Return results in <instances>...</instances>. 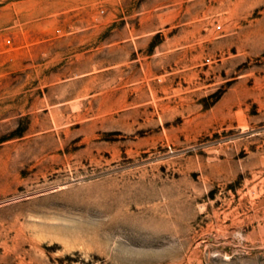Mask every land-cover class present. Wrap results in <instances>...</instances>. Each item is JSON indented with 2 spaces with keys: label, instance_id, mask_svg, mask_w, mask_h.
<instances>
[{
  "label": "rangeland",
  "instance_id": "rangeland-1",
  "mask_svg": "<svg viewBox=\"0 0 264 264\" xmlns=\"http://www.w3.org/2000/svg\"><path fill=\"white\" fill-rule=\"evenodd\" d=\"M0 264H264V0H0Z\"/></svg>",
  "mask_w": 264,
  "mask_h": 264
}]
</instances>
